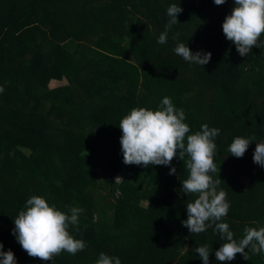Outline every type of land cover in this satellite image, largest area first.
Listing matches in <instances>:
<instances>
[{
    "label": "trees",
    "instance_id": "16d2710c",
    "mask_svg": "<svg viewBox=\"0 0 264 264\" xmlns=\"http://www.w3.org/2000/svg\"><path fill=\"white\" fill-rule=\"evenodd\" d=\"M172 4L183 11L159 44ZM233 7L234 0H0V243L17 264H96L100 253L121 264H203L193 249L204 245L209 264H264L251 252L249 260L238 253L217 261L224 241L214 226L194 234L182 225L195 199L181 189L184 161L125 165L120 144L119 123L131 109L158 110L169 97L189 134L203 124L220 130L212 175L227 193L223 222L234 238L245 226H264V167L253 162L264 141V46L240 56L226 39L222 23ZM177 42L211 52V60L184 61ZM51 82L66 84L50 89ZM237 136L255 138L242 158L228 150ZM33 195L66 213L83 210L79 231L69 228L86 242L83 251L54 261L28 256L12 229Z\"/></svg>",
    "mask_w": 264,
    "mask_h": 264
},
{
    "label": "clouds",
    "instance_id": "9594fccd",
    "mask_svg": "<svg viewBox=\"0 0 264 264\" xmlns=\"http://www.w3.org/2000/svg\"><path fill=\"white\" fill-rule=\"evenodd\" d=\"M225 2L226 0H214L217 6ZM182 11L180 5L176 4L167 8L169 19L165 30L158 37L159 44L167 43L168 32L173 25L179 23L177 16ZM222 31L226 39L235 45L240 56L248 55L253 47L264 46L258 43L264 34V0H234V7L222 23ZM179 35L180 33H176L173 39L178 40ZM173 50L184 61L200 66L209 63L212 55L211 52L203 51L194 53L182 42H177ZM3 91V86H0V93ZM184 121L183 109H176L167 96L162 99L158 110L143 107L131 109L119 123L122 131L120 144L123 163L148 167L168 166L174 158L184 161L188 177L182 181L181 189L195 199L186 202L187 219L181 222L182 225L194 234L203 233L214 226V231L224 241L215 251L217 261H232L238 253L245 260H249V252L264 255V226H245L243 237L237 240L229 224L223 222L230 204L227 193L219 188L222 180L213 179L212 175L218 171L214 162L217 147L214 140L220 130L203 124L199 131L189 134V125ZM254 139L237 136L228 150L232 156L242 158ZM253 162L264 167V141L256 143ZM175 173L176 169L172 167L169 175ZM66 207L68 213L57 209L54 204L50 206L41 196L33 195L27 199L24 210L13 219L12 234L28 256L42 261H54V257L64 251L76 255L87 247L84 240L74 238L69 231L70 226H75L76 231H79V216L83 210ZM251 223L255 225L257 222ZM193 251L198 253L203 264H209L212 249L204 245L197 246ZM0 264H17L14 253L11 250L3 251L2 243ZM96 264H121V261L119 257L100 253Z\"/></svg>",
    "mask_w": 264,
    "mask_h": 264
},
{
    "label": "rangeland",
    "instance_id": "374dc122",
    "mask_svg": "<svg viewBox=\"0 0 264 264\" xmlns=\"http://www.w3.org/2000/svg\"><path fill=\"white\" fill-rule=\"evenodd\" d=\"M213 15H215V13L213 14ZM85 38V37H84ZM85 41H87V39L85 38ZM83 43H84V41H83ZM195 76V75H194ZM203 81H201V83H202ZM66 84V82H51L50 83V85H49V88L50 89H55V88H57V87H60V86H62V85H65ZM205 96V95H204ZM206 97L209 99L210 98V96L208 95V94H206ZM24 152L26 153V154H29V150L28 149H24ZM242 182H243V184L244 185H248L249 184V179L248 178H246V177H243L242 178ZM99 191H100V193L101 194H105L106 192H105V187H104V185L103 184H100L99 185Z\"/></svg>",
    "mask_w": 264,
    "mask_h": 264
},
{
    "label": "built area",
    "instance_id": "2783aa9c",
    "mask_svg": "<svg viewBox=\"0 0 264 264\" xmlns=\"http://www.w3.org/2000/svg\"><path fill=\"white\" fill-rule=\"evenodd\" d=\"M122 180H123V177L120 174L115 176V182L117 184H120L122 182ZM118 195H119V192L116 193V196H118Z\"/></svg>",
    "mask_w": 264,
    "mask_h": 264
}]
</instances>
